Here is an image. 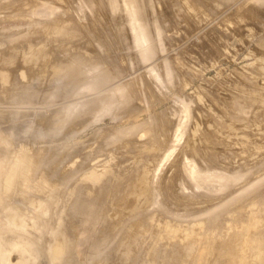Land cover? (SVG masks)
Here are the masks:
<instances>
[{
	"label": "rangeland",
	"instance_id": "1",
	"mask_svg": "<svg viewBox=\"0 0 264 264\" xmlns=\"http://www.w3.org/2000/svg\"><path fill=\"white\" fill-rule=\"evenodd\" d=\"M0 56V227L8 247L0 245L2 255L17 246L34 264H170L171 257L181 264L194 255L175 236L187 231L182 238H191L198 227L190 222L202 225L196 236L204 232L206 244L207 231L221 234L227 223L241 228L233 218L264 210V0H0ZM159 119L167 130L149 128ZM21 159H29L25 172ZM137 176L150 188L142 182V196L131 188L135 198L146 195L134 204L128 184L137 185ZM143 213L153 214L158 235ZM171 222L184 230L175 232ZM144 223L149 235L137 233ZM165 223L174 234L167 237L177 240L172 245L162 237ZM228 227L230 236L245 232ZM75 232L83 238L74 240ZM211 238L207 246H214ZM62 239L71 244L58 249ZM174 242L186 244L179 247L189 256ZM200 242L189 246L199 251L184 264L213 258L202 255ZM124 248L133 253L124 255Z\"/></svg>",
	"mask_w": 264,
	"mask_h": 264
},
{
	"label": "bare ground",
	"instance_id": "2",
	"mask_svg": "<svg viewBox=\"0 0 264 264\" xmlns=\"http://www.w3.org/2000/svg\"><path fill=\"white\" fill-rule=\"evenodd\" d=\"M175 1H176V0H175ZM185 3H189V2H184V5H186ZM192 3H193V2H192ZM195 3H196V2H195ZM176 5H177V4H176ZM186 6H190V4H189V5L187 4ZM195 6H197V5H195ZM198 6H199V5H198ZM180 7H181V6H180ZM191 7H192V8L194 7V3L192 4ZM241 8H242V7H241ZM243 8H244V7H243ZM180 9H181V8H180ZM197 9H198V8L195 7V10H196V11H198ZM193 10H194V9H193ZM201 10H202V8H200L199 11H201ZM243 10H244V9H243ZM245 10H246V9H245ZM245 10H244V11H245ZM246 11H247V10H246ZM181 12H183V10H182ZM242 12H243V11H240V13H242ZM249 13H250V12H249ZM238 15H239V14H238ZM238 15H237V16H238ZM239 16H240V15H239ZM250 16H252V15H250ZM240 17H242V15H241ZM244 18H245V17H244ZM66 27H67V26H66ZM51 28H52V27H51ZM62 28H63V29H62ZM62 28H61L62 30L66 29V28H64V27H62ZM52 29H53V28H52ZM52 29H49V30H52ZM66 30H67V29H66ZM55 31H57V30H55ZM59 31H61V30H59ZM59 31H57V32H59ZM57 32H56V33H57ZM73 32H74V31H73ZM51 33H53V32L51 31ZM56 33H55V35H56ZM61 33H63V32H59L58 34H61ZM68 34H69V33H68ZM49 35L51 36V34H49ZM52 36H53V35H52ZM40 49H41V48H40ZM34 50H35V49H34ZM36 50H39V48H36ZM34 52H35V51H34ZM37 52H38V51H37ZM6 53H7V52H6ZM39 53H40V50H39ZM39 53H38V54H39ZM1 54H3V53H1ZM6 55H7V54H6ZM33 55H34V54H33ZM0 57H1V56H0ZM2 58H3V56H2ZM5 58H6V57H5ZM8 58H9V57H8ZM0 59H1V58H0ZM3 61H4V60H3ZM0 62H1V61H0ZM1 63H2V62H1ZM1 63H0V64H1ZM5 63H6V62H5ZM1 65H2V64H1ZM5 68H6V67H5ZM8 68H9V67H8ZM137 93H138V92H137ZM220 100H221V99H220ZM221 106H223V105H221ZM192 115L194 116L195 114L193 113ZM193 116H192V117H193ZM195 118H197V117H195ZM195 118H194V121H196ZM160 119H161V118H160ZM160 119H159V120H160ZM154 120H155V119H154ZM161 121L163 122V120H160V122H159V121L157 122L156 127H155V125H154V126H150L149 128L152 127V129H156V130H157L158 128H159V130H160L161 128H162V129H166V127L164 128V126H165V125H163L164 123L162 124ZM197 121H198V120H197ZM155 123H156V122H155ZM158 123H159L160 126H162V125H163V126L160 127V126L158 125ZM192 123H193V122H192ZM151 124H152V123H151ZM193 124H194V123H193ZM157 126H158V128H157ZM195 126H196V125H195ZM198 126H199V124H198ZM153 127H154V128H153ZM190 127H191V126H190ZM166 130H167V129H166ZM190 130H191V129H190ZM190 130H189V131H190ZM156 132H157V131H156ZM195 132H196L195 134H197V133H198V129H197V130L195 129ZM147 133L151 134V133L149 132V130L147 131ZM152 133H153V131H152ZM158 133H159V131H158ZM163 133H164V134H163ZM165 133H166V132H165L164 130L161 131V134H163L162 136H164V139H162V140H165V137H166ZM159 134H160V133H159ZM190 134H191V133H190ZM195 134H192V135H195ZM154 135H155V133H154ZM192 135H191V136H192ZM152 137H153V136H152ZM193 137H195V136H193ZM229 138H230V137H229ZM235 138H236V137H235ZM235 138H234V139H235ZM234 139H233V137L231 138V140H234ZM237 139H238V138H236V140H237ZM246 139H247V138H246ZM246 139H245V140L242 139V141L245 143V142H246ZM228 140H229V139H228ZM222 141H223V140H222ZM237 141H238V140H237ZM143 143H145V146H144L143 144H142V146H144V147L147 146L145 149H147V148L150 146V145H147V142H143ZM149 143H150V142H149ZM152 143H153V141H152ZM152 143H150V144L153 146L154 143H153V144H152ZM160 143H161V141H160ZM230 143H232V142L230 141ZM247 143H248V142H247ZM247 143H245V144H247ZM232 144H233V143H232ZM238 144H240V140H239V143H237V145H238ZM137 145H138L137 147L140 146L139 144H137ZM228 145H229V143H228ZM247 145H248V144H247ZM135 146H136V145H135ZM142 146H141V147H142ZM245 146H246V145H245ZM245 146H244V144H243V145H242V144L240 145V147H243V149H247V147H245ZM248 146H251V145L249 144ZM141 147H139V148H141ZM238 147H239V145H238ZM244 147H245V148H244ZM251 147H252V146H251ZM251 147H248L247 150L250 151V150H251ZM150 148H151V147H150ZM249 148H250V150H249ZM234 149H238V148L236 147V148H234ZM243 149H241V151H243ZM1 150H2V149H1ZM1 150H0V152H1ZM142 150H143V147L141 148V151H140V152H143ZM148 150H150V149H147V152H148ZM239 150H240V149H238V151H239ZM252 150H253V149H252ZM2 151H3V150H2ZM155 151H156V150H155ZM155 151H154V152H155ZM157 151H158V150H157ZM244 151H245V150H244ZM244 151H243V152H244ZM147 152H146V153H147ZM245 152H247V151H245ZM135 153H136V152H135ZM144 153H145V151H144ZM148 153H149V152H148ZM148 153H147V154H148ZM0 154H1V153H0ZM26 154H28V153H26ZM151 154H153V153H151ZM151 154H150V155H151ZM131 155H133V154H131ZM150 155H149V157H150ZM0 156H1V155H0ZM3 156H4V155H3ZM3 156H2V157H3ZM24 156H25V155H24ZM28 156H29V155H28ZM137 156H139V154H138ZM141 156H142V155H141ZM141 156H139V157H141ZM31 157H33V156H31ZM135 157H136V156H135ZM139 157H138V158H139ZM144 157H145V156H144ZM149 157H147V158H149ZM3 158H5V157H3ZM142 159H143V158H142ZM149 159H150V158H149ZM21 160H22V159H21ZM24 160H25L26 164H25V163L19 164V165H21L22 167H24V165L26 166V165L29 163L28 161H26V160H29V159H24ZM24 160H22V161H24ZM146 160H147V159H146ZM146 160H145L144 164H146V162H147ZM151 160H153L152 157H151ZM5 161H6V160H5ZM152 163H153V162H152ZM17 164H18V162H17ZM150 164H151V163H150ZM19 165H17V166H19ZM29 165H30V164H28L26 167H24V168H26L25 170H23V169L20 168V171L22 170V171L25 172V171L28 169L27 167H28ZM147 165H148V164H147ZM21 166H20V167H21ZM150 166H151V165H149V167H150ZM146 167H147V166H146ZM146 167L144 166V168H145L144 171H149V168H146ZM1 169H2V167H1ZM13 169L15 170L16 167L14 166ZM18 169H19V168H18ZM114 169H115V168H114ZM137 169H138V168H137ZM147 169H148V170H147ZM11 170H12V168H11ZM12 171H13V170H12ZM12 171L9 172V174H11V176L14 178V176H15L16 174H14ZM115 171H117V170H115ZM136 171H137V170H136ZM14 172H15V171H14ZM16 172H17V171H16ZM18 172H19V171H18ZM18 172H17V174H18ZM24 172H21V173H24ZM137 172H140V171H137ZM137 172H136V173H137ZM141 172H143V171H141ZM12 173H13V174H12ZM116 173H117V172H116ZM126 175H128V174H126ZM137 175H139V174H137ZM11 176L8 175L7 177H9V179H10ZM16 176H17V175H16ZM7 177H6V178H7ZM17 178H18V177H17ZM141 178H142V176H141V177H140V176H139V177L137 176V177H136V180H137V181H136V180H135V181L138 182V183L141 182L142 185H143L142 182H144V183L146 182V183H145V186H146V188H148V190H149L150 185H149V187H147V185H148V184H147V181H146V180L143 181V179L140 180ZM2 179H3V178H2ZM9 179H7V180L5 179V182H6V183H10V181L12 180V178H11L10 181H8ZM15 179H16V177H15ZM15 179H14V180H15ZM126 179H130V178H126ZM134 179H135V178H134ZM138 179H139V180H138ZM14 180H12V181H14ZM7 181H8V182H7ZM127 181H128V180H127ZM3 182H4V181H3ZM127 183H128V182H126V184H127ZM133 183H134V182H133V180H132V183L128 184V185H130V188L128 187V188H129L128 190H132L131 188H135V186H137L134 190L137 189L138 192H135L134 190H132V192L130 191L131 193H130V192H129V193L132 195V197H134L135 194H138V195L141 194L140 196H142V193H146V192H147V189H146V190L144 189V187H145L144 185H143V186H142V185H139V186H141V187H138V183H136L137 185L134 184V187H133V186H131V185H133ZM10 184H11V183H10ZM119 184H120V183H119ZM8 185H9V184H8ZM114 185H115V184H114ZM122 185H123V184H121V186H122ZM3 186H5V185H3ZM119 186H120V185H119ZM5 187H6V186H5ZM116 187H117V185H116ZM142 187H143V188H142ZM164 187H165V190H166V186H164ZM117 188H118V187H117ZM140 188H141V189H144V190H143L144 192L140 191V190H141ZM118 189H119V188H118ZM167 189H169V187H167ZM116 190H117V189H116ZM163 190H164V189H163ZM165 190H164V192L167 191V190H166V191H165ZM112 191H113V190H112ZM114 191H115V190H114ZM119 191H121V189H120ZM170 191H171V190H169V192H170ZM115 192H116V191H115ZM124 192H126V191H124ZM133 192H135V194H132ZM111 193H112V192H111ZM111 193H110V194H111ZM171 193H172V192H171ZM127 194H128V192H127ZM163 194H164V193H163ZM128 195H129V194H128ZM128 195H127V197H129V199H132L131 196H128ZM133 195H134V196H133ZM0 196H1V195H0ZM140 196H139V197H140ZM145 196H146V195H144V198H143V197H140V198H139V197H136V198L134 197L135 199L133 198L134 201H133V200H132V201H133L134 204H135V203H136V202H135L136 199H138V198H139L140 200H141L142 198L145 199ZM164 196H165V195H164ZM166 196H167V195H166ZM117 197H119V196H117ZM167 197H168V196H167ZM169 197H170V196H169ZM169 197H168V198L165 197V200L167 199V201H168V199H170V198L173 200L172 196H171L170 198H169ZM124 198L126 199V197H124ZM140 200H139V201H140ZM146 200H147V199H146ZM172 200H169V201H172ZM128 201H129V200H128ZM132 201H129L128 203H132V205H134ZM163 201H164V200H163ZM169 201H168V202H169ZM175 201H177V200H175ZM178 201H179V200H178ZM181 201H185V200H181ZM181 201H179V202H181ZM141 202H142V201H141ZM141 202H140V203H141ZM147 202H148V201H147ZM165 202H166V201H165ZM186 202H187V201H186ZM142 203H143V202H142ZM144 203H145V202H144ZM144 203H143V204H144ZM183 203H184V202H183ZM0 204H1V203H0ZM121 204H122V203H121ZM124 205H126V204L124 203ZM130 205H131V204H130ZM132 205H131V208H132ZM137 205H138V203H137ZM137 205H135L133 208L138 207ZM141 205H142V204H141ZM168 205H169V204H168ZM162 206H164V204H163ZM141 207H142V206H141ZM258 207L260 208V206H258ZM258 207H256L257 210L259 209ZM124 208H125V207H124ZM129 208H130V207H129ZM142 209H143V210H142ZM142 209H140V210H142L141 212L145 211V210H144V207H143ZM250 209H251V208H250ZM250 209H248V210H249V211H251V210L255 211V210H256V209H254L253 207H252L251 210H250ZM260 209H261V208H260ZM165 210H166V209H165ZM261 210H262V209H261ZM147 211H148V210H147ZM262 211H264V210H262ZM262 211L258 210L257 213H255L256 211H255V212H250V213H255L256 215L259 214V213H260V214H264V212H262ZM10 212H11V215H12V214H13V215L15 214V213H12V211H10ZM10 212L8 213L9 216H8V214H7L8 218L11 216V215H10ZM135 212H136V211H135ZM153 212H154V214L156 213L155 211H153ZM120 213H121V212H120ZM150 213H151V212H150ZM247 213H249V212H246L245 214H247ZM122 214H123V213H122ZM122 214H121V215H122ZM136 214H137V213H136ZM145 214H146V213H143L142 215H145ZM121 215H120L121 218H122V216H123V217L125 216V214L122 215V216H121ZM148 215H149V214H148ZM152 215H153V214H151V216L148 217L147 214H146V216L148 217V220H150V221L153 220V219H152ZM157 215H158V214L156 213V216H157ZM247 215H248V214H247ZM249 215H250V214H249ZM256 215L253 214L252 216H249V217L247 216L248 218H246V220H243V219H245V218H243V219L238 218V220H237V217H236V218H233V219H235L237 222H238V221H243V222H239V223L243 224V225H241V226H243V227L239 228L240 224H238L236 227H235L234 225H233V226H234V229H235V228H239V231H240V232H241L242 230H244V231H245L244 233H245L247 236H244L243 231H242L241 233H239V232H238V229L235 230V232L237 233L235 236H232V234H231V236H230L229 234L225 233V232H229V230L226 231V230H227L226 228L228 227V224H229V223H227V226L225 225V226H226V227H225V230H223V231L220 230V231H221V234H219L217 231H214V232L211 231V232L214 233V234H215V232H217L216 234H217V235L219 234V235H218L219 237L222 236L221 238H219V237L217 238V236H215L214 234H210V231H207V232H208V233H207L206 230H209V229H207V227H204V228H206V229H205L206 235H204V236H205V237L208 236V237H206L208 240H209V238H211V237H210L211 235H213L212 238L215 237L214 239H217V240H212V238H211V241H214V242H211L210 244H214V243H215V244H214L215 247H214L213 245H212V246H207V244H208L209 241H210V240L208 241L207 239H206V240H207L208 242L206 241V244H204V243H205V242H204V239H205V238H203V236H202V235L204 234V232H203V234H202L201 236H199L200 239L198 238V236H196V232H197V230H199L197 233H202V232H200L201 229H198V228H202V225H201V227H200V225H198V224H194L195 222L192 223V225H191V222H190V227H189V228H190V229H191V228H194L193 225H195L196 228L198 227L197 230H196V232H195V230L193 231V229H191L192 231H191L190 229H187V227L189 226V224H188V226L186 225L185 228L188 230V232H189V230H190V234L193 233V234L196 236V239L198 238V239H197L198 241L195 240L194 235L191 234V235H192L191 238H190V237H187V236L184 237V238H186V239H187V238H188V239H191V240H188L191 244H188L189 242H188L186 239L182 238V237L187 233L186 230H185V231H186L185 233H183V232H179V234H181V235L178 234V235L175 236V238H177V236H178L179 238L181 237L180 239H182L181 241H183V242H181V244L187 242L186 244H187L188 246H187L186 244H185V245L183 244L184 246H187V247H185V249H183V250H185V252H188V253H189V251H186V249L189 248V250L192 251V252L195 253V254H197V252H198L199 250H198L197 252H194V249H193V248H190L189 246L191 245V247H192V244H194V243L197 244V243H199L200 241L204 242V243L200 242V244H201V245L204 244L208 250H207V249L204 247V245H203L202 247H204V249H203V248H202V249L204 250V253H203L202 255H206L207 257L204 256L206 259H209L210 257H213V258H214V259H213V258H212V259L210 258L209 260H206V262L208 261L207 264H209V262H212V260H213V262H212L213 264L220 263L221 258H220V260H218V259H219L218 256L221 257L220 252H221V254H223L224 251H225V253H226V250H227V249H228L227 254H226L227 256H225V254H223V257H225L224 259H227V263L223 261L224 259H222L223 262L221 261V263H224V264H248V263H250V264H264V260H263L264 257H262V254H264V253H262V252H264V250H263V249H264V248H263L264 246H261V245H262L261 243H264V242H260V241L258 242V241H257V240H261L260 238L262 237V235H260V236H261V237H260V236H257V235L254 234L255 231H256V229H258L257 232H256V234H258V232H260L261 228H264L263 226H261V225H264V224H262V221L264 220V216L261 215V216H262V217H261V216L259 215L260 219H261V218H263V219L261 220V222H259V224H258V223L255 224V222L260 221V220H258L259 217L257 216L258 219L255 220V221H253V219H252V220H250V219H251L252 217L257 218ZM128 216H129V214H128ZM138 216H139V215H137V217H138ZM140 216H141V214H140ZM239 216H240V215H239ZM160 217H161V216H160ZM244 217H246V215H245ZM13 218H14V216H13ZM129 218H131V217H129ZM138 218H139V217H138ZM141 218H144V217H141ZM149 218H150V219H149ZM153 218H154V217H153ZM167 218H168V217H167ZM226 218H227V217H226ZM10 219H12V217L9 218V220H10ZM122 219H123V218H122ZM124 219H125V218H124ZM151 219H152V220H151ZM156 219H160V218H156ZM168 219L170 220V218H168ZM171 219H172V217H171ZM198 219H199V218H198ZM233 219H232V220H233ZM240 219H241V220H240ZM247 219H249V220H248L249 223H248ZM17 220H18V219H17ZM17 220H16V215H15V221H17ZM104 220H105V219H104ZM120 220H121V219H120ZM143 220H144V219H142V221H143ZM162 220H164V219H162ZM175 220H176V219H175ZM200 220H202V219H200ZM221 220H222V219H221ZM223 220H225V218H224ZM10 221H11V220H10ZM13 221H14V220H13ZM105 221H106V220H105ZM137 221H138V220H137ZM139 221H141V220L139 219ZM158 221H160V220H158ZM170 221H171V220H170ZM194 221H197V220H194ZM236 221H235V222H236ZM244 221H245V222L247 221V223H244ZM69 222H70V221H69ZM124 222H125V221H124ZM130 222H132V219H131ZM135 222H136V221H135ZM143 222H144V221H143ZM147 222H149V221H147ZM162 222H163V221H162ZM162 222H160V223H162ZM167 222H169V221H167ZM237 222L234 223L233 221L231 222V220H230V223L235 224V225L237 224ZM263 222H264V221H263ZM66 223H67V222H66ZM133 223H134V222H133ZM136 223H137V222H136ZM138 223L142 224V222H138ZM138 223H137V224H138ZM149 223H151V224H149ZM149 223H148V225H153L152 227L150 226V227H151V230L154 229V230H153V233H154L155 235H158V234H156V232H157V233H160V232H158L159 229L157 230V228H159V227H157V228L155 229L154 224L156 225V223H154V221L149 222ZM152 223H154V224H152ZM197 223H198V222H197ZM224 223H225V222H224ZM128 224H129V223H128ZM140 224H139V225H140ZM146 224H147V223H146ZM167 224H168V223H167ZM170 224H172V226H174V229H175L174 231H175V232H177L178 230H181V229L184 230V229H183L184 226H182V223H181V226H180L178 229H176V228H177V227H176V224H178V223L174 222V225H173V223L171 222ZM170 224H169V225H170ZM199 224H200V223H199ZM232 224H230V226H231ZM69 225H71V224H69ZM135 225H136V224L132 225V226H134V227H131L130 230H132V228H135ZM139 225H137V226L139 227ZM178 225H179V224H178ZM184 225H185V224H184ZM197 225H198V226H197ZM256 225H257V226H256ZM72 226H73V225H72ZM140 226H141V225H140ZM144 226H146L145 223H144L143 226L139 227L140 229L137 228V230L139 231V230H141V228H142V229L145 230V232H148V230L146 231V229H148V228H144ZM157 226H159V225H157ZM164 226H165V227H164ZM164 226H163V227H160V228H162V229L164 228L163 230H164V233L166 234V235H163V234H162V235H163L162 237H163V239H164L165 242H166V240L169 239V241H167V243H168V245H170V244L172 243V241H177V240H176L175 238H173V237H172V238L167 237V236H170L171 234H173V233H171V231H172L173 229H172L171 226L166 225V223L164 224ZM206 226H207V225H206ZM220 226H221V225H220ZM233 226H231V227H232V229H231V231H230L231 233H232V231H234ZM259 226H261V227L259 228ZM146 227H147V226H146ZM150 227H149V228H150ZM153 227H154V228H153ZM166 227H168V228H166ZM170 227H171V231H169ZM231 227H228V228L230 229ZM152 228H153V229H152ZM180 228H181V229H180ZM196 228H194V229H196ZM243 228H244V229H243ZM252 228H253V229H252ZM165 229H168V235H167ZM202 229H203V228H202ZM241 229H242V230H241ZM259 229H260V230H259ZM135 230H136V229H135ZM144 230H142V231L144 232ZM151 230L149 229L150 232H151ZM155 230H156V232H154ZM211 230H212V229H211ZM213 230H214V229H213ZM263 230H264V229H263ZM263 230H261V231L263 232ZM133 231H134V230H133ZM142 231H141V232H142ZM203 231H204V230H203ZM80 232H82V231H80ZM80 232H78V233L75 232L76 234L73 233V235L75 234V235H74V236H75V239H74L73 236L71 235L72 239L76 240V239H77V236H76V235H78V238L82 237V236L79 237V233H80ZM143 232H142V233H143ZM194 232H195V233H194ZM223 232H224L225 234H223ZM235 232H234V233H235ZM67 233H68V232H67ZM137 233L140 234V231L137 232ZM137 233H136V231H135V233H133V234H136V235L133 236L134 239H135V236L138 235ZM153 233H152V234H153ZM82 234L86 235V233H82ZM124 234H125V233H124ZM127 234H128V233H127ZM130 234H131V232L129 233V235H130ZM133 234H131V235H133ZM143 234H145V233H143ZM175 234H176V233H175ZM182 234H183V235H182ZM190 234H189V235H190ZM208 234H209L210 236H209ZM226 234H227L229 237H227ZM240 234H243V236L240 235ZM68 235H69V234H68ZM68 235H66L67 238L70 237V235H69V236H68ZM125 235H126V234H125ZM131 235H130L129 237H131ZM148 235H149V232H148ZM148 235H145V237L148 236ZM186 235H188V234H186ZM199 235H200V234H199ZM223 235H226V236L223 237ZM239 235L242 237V238L240 237L241 239L238 238ZM254 235H255L256 237H254ZM263 235H264V234H263ZM32 236H33V235H32ZM141 236H142V235H141ZM151 236H152V235H151ZM165 236H166L167 239L165 238ZM171 236H172V235H171ZM171 236H170V237H171ZM173 236H174V234H173ZM236 236H237V237H236ZM71 237H70V238H71ZM127 237H128V236H127ZM129 237H128V238H129ZM143 237H144V235H143ZM201 237H202L203 239H201ZM225 237H226V240L224 241L223 238H225ZM230 237H231V238H230ZM253 237H254V239H253ZM257 237H260V238L256 239ZM82 238H83V237H82ZM139 238H140V235H139V237H137V239H139ZM192 238H194V239H193V240H195L194 242H192V241H193ZM227 238H228V239L230 238V239L227 240ZM232 238H233V241L231 240ZM263 238H264V237H263ZM32 239H33V238H32ZM58 239H59V238H58ZM140 239H141V238H140ZM140 239H139V241H140ZM152 239H153V238H152ZM165 239H166V240H165ZM174 239H175V240H174ZM177 239H178V238H177ZM218 239H221V240L223 241V243H220L221 240H219L220 242H218ZM235 239H237V241H235ZM33 240H34V239H33ZM62 240H64V239H62ZM77 240H78V239H77ZM131 240H132V239L130 238V241H131ZM141 240H142V239H141ZM150 240H151V239H150ZM184 240H185V241H184ZM230 240H231V242H233L234 244H232V243L230 242ZM238 240H240V241H238ZM262 240H264V239H262ZM36 241H37V240H36ZM57 241H60V240H56V241H55V243H58V245H60V242H61V241H60V242H57ZM66 241H67V240H66ZM66 241H65V240L62 241V242H63V243H62L63 246L60 245V248H59V246H57L58 249H61V247L64 248V243H65ZM130 241H129V242H130ZM134 241H135V243H133V244H134V245H135V244L138 245V243H136V240H134ZM134 241H133V242H134ZM139 241H138V242H139ZM179 241H180V240H179ZM216 241H217L218 245H219V243H220V244H224L225 242L228 241V242L226 243L227 246H228V248H227V246L223 245L224 248H226V249H223V251H222V250H221V251L218 250V248H217L218 245H217ZM67 242H68V241H67ZM131 242H132V241H131ZM131 242H130V243H131ZM142 242H143V241H142ZM165 242H164V243H165ZM169 242H171V243H169ZM229 242L232 244L231 246H232L233 248L230 247ZM235 242H238V243H235ZM239 242H240V243H239ZM34 243H35V242H34ZM55 243H54V244H55ZM68 243H70V242H68ZM130 243H129L128 245L133 246V244H130ZM174 243H175V242H174ZM174 243H173V244H174ZM176 243H177V242H176ZM176 243H175V246L178 245V247H179V246L181 245V244H179L180 242H178L177 245H176ZM36 244H37V243H36ZM54 244H53V245H54ZM70 244H71V243H70ZM72 244H74L73 241H72ZM196 244H195V245H196ZM210 244H209V245H210ZM240 244H241V245H240ZM124 245H125V242H123V246H122V245H121V246L124 247ZM128 245H127L126 248H128ZM171 245H172V244H171ZM183 245H181V249L184 248ZM195 245H193V247H196V246H197V245H196V246H195ZM201 245H198L197 247L200 248ZM247 245H249V246H247ZM263 245H264V244H263ZM69 246H70V245H69ZM135 246H136V245H135ZM135 246H134V247H135ZM161 246H163V245H161ZM182 246H183V247H182ZM219 246L221 247L222 245H219ZM223 246H222V247H223ZM250 246H251V247H250ZM37 247H38V244H37ZM53 247H54L53 250H54V249H55V250L57 249V248H55L56 245H54ZM66 247H68V246H66ZM122 247H120V248H118V249H121ZM134 247H133V250H132V247L130 248L133 252H134V249H135V248H138V247H135V248H134ZM146 247H147V246H146ZM164 247H165V246H164ZM168 247H169V250H170V246H168ZM173 247H174V246H172L171 249H172ZM197 247H196V248H197ZM208 247H210V248H208ZM248 247H249V248H248ZM69 248H70V247H69ZM69 248H68V249H69ZM73 248H74V247H72L71 249L74 250L75 248H74V249H73ZM126 248L123 249V251H124V255H125L126 253H127L126 255H128V254L130 253V252L127 251L129 248L126 250V253H125V249H126ZM149 248H150V247H149ZM165 248H166V247H165ZM176 248H177V247H176ZM176 248H173V249H176ZM196 248H195V249H196ZM198 248H197V249H198ZM229 248H230V249H229ZM68 249H67V250H68ZM71 249H70V251H71ZM181 249H180V247H179V249H177V250H180V253H181V255H182V254H184V253H182L183 251H181ZM205 249L207 250L206 253H205ZM247 249H249V251H250V249H251V251H250L251 253H250V252H249V253H250L252 256L248 255L249 253L247 252ZM36 250H37V249H36ZM63 250H64V249H63ZM63 250H62V251H63ZM67 250H66V251H67ZM121 250H122V249H121ZM121 250H120V252H121ZM177 250H175V252H176ZM187 250H188V249H187ZM58 251H59V250H58ZM132 251H131V254L133 253ZM54 252H55V253H53V256H57V252H56V251H54ZM60 252H61V251H60ZM60 252H59V253H60ZM68 252H69V251H68ZM74 252H75V251H74ZM76 252H77V251H76ZM118 252H119V251H118ZM171 252H172V250H171ZM207 252H208V253H207ZM218 252H219V253H218ZM246 252H247V253H246ZM169 253H170V252H169ZM172 253H173V252H172ZM180 253H179V254H180ZM193 253L191 254V256L194 255L193 257L195 258V254H193ZM68 254H72L71 257H73V256L75 255V253H73V251H72V253L69 252ZM73 254H74V255H73ZM120 254H121V253H120ZM131 254H129L128 256H130ZM189 254H190V253H189ZM228 254H229L232 258H229V257H228V256H229ZM121 255H123V252H122ZM185 255H188V254L185 253L184 256H185ZM247 255H248V257H247ZM118 256H119V255H118ZM173 256H174V255H173ZM182 256H183V255H182ZM188 256H189V255H188ZM249 256H250V257H249ZM263 256H264V255H263ZM69 257H70V256H69ZM74 257H75V256H74ZM110 257H111V256H110ZM193 257H190V259H192ZM223 257H222V258H223ZM226 257H227V258H226ZM112 258H113V257H112ZM174 258H175V257H174ZM187 258H188V257H185L186 260H187ZM228 258H229L230 260H228ZM249 258H250V260H249ZM66 259H69V258H66ZM66 259H65L64 261H65V262H68V260L66 261ZM120 259H121V258H120ZM171 259H172V257H171ZM171 259H170V264L172 263ZM178 259H179V258H178ZM185 259H184V261H186ZM190 259H188L187 261L191 262L192 260L190 261ZM69 260H71V258H70ZM121 260H122V259H121ZM172 260H173V259H172ZM181 260H183V259H181ZM210 260H211V261H210ZM248 260H249V261H248ZM117 261L119 262L120 260H117ZM122 261H123V260H122ZM173 261H174V260H173ZM184 261H183V262H184ZM225 261H226V260H225ZM262 261H263V262H262ZM65 262H64V263H65ZM71 262H72V261H71ZM120 262H121V261H120ZM123 262H124V261H123ZM174 262H177V263H178V261H177L176 259H175ZM183 262H181V264H184ZM189 262H187V263H189ZM200 262H201L202 264L204 263V260H202L201 257H200ZM111 263H112V261H111ZM177 263H176V264H177ZM179 263H180V262H179ZM212 263H211V264H212ZM221 263H220V264H221ZM126 264H128V262H127ZM172 264H174V263H172ZM185 264H186V263H185Z\"/></svg>",
	"mask_w": 264,
	"mask_h": 264
},
{
	"label": "water",
	"instance_id": "3",
	"mask_svg": "<svg viewBox=\"0 0 264 264\" xmlns=\"http://www.w3.org/2000/svg\"><path fill=\"white\" fill-rule=\"evenodd\" d=\"M0 245L7 247V239L3 235L1 227H0ZM16 249L17 252L12 253L10 256H4L0 253V264H34V259L32 257H28L17 246Z\"/></svg>",
	"mask_w": 264,
	"mask_h": 264
}]
</instances>
